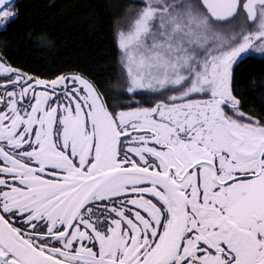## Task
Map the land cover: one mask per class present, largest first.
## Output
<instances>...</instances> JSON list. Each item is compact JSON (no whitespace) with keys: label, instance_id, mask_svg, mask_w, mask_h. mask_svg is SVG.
<instances>
[{"label":"snow or ice","instance_id":"1","mask_svg":"<svg viewBox=\"0 0 264 264\" xmlns=\"http://www.w3.org/2000/svg\"><path fill=\"white\" fill-rule=\"evenodd\" d=\"M113 29L107 80L0 53V264H264V0H129Z\"/></svg>","mask_w":264,"mask_h":264},{"label":"trees","instance_id":"2","mask_svg":"<svg viewBox=\"0 0 264 264\" xmlns=\"http://www.w3.org/2000/svg\"><path fill=\"white\" fill-rule=\"evenodd\" d=\"M129 0H17L16 18L0 31V53L41 76L77 71L107 80L118 72L113 25ZM245 89L264 81V64L242 65ZM255 79V83H253ZM246 108L262 110L246 95Z\"/></svg>","mask_w":264,"mask_h":264},{"label":"water","instance_id":"3","mask_svg":"<svg viewBox=\"0 0 264 264\" xmlns=\"http://www.w3.org/2000/svg\"><path fill=\"white\" fill-rule=\"evenodd\" d=\"M17 1V0H16Z\"/></svg>","mask_w":264,"mask_h":264}]
</instances>
